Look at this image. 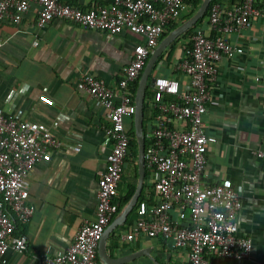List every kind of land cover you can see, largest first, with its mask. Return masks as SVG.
<instances>
[{
  "label": "built area",
  "instance_id": "1",
  "mask_svg": "<svg viewBox=\"0 0 264 264\" xmlns=\"http://www.w3.org/2000/svg\"><path fill=\"white\" fill-rule=\"evenodd\" d=\"M72 1L0 0V44L3 33L11 36L18 32L31 4L37 7V28L58 19L111 36L127 32L142 43L132 47L115 88L89 73L78 78L89 99L105 112L102 136L109 150L97 175L93 219H79L71 244L53 256L44 252L40 264H100L97 244L119 213L115 199L128 151L126 122L132 123L134 111L131 87L159 39L189 9V0H89L86 8L74 6ZM263 5L264 0H234L229 6L220 1L208 4L203 21L206 29L201 22L182 39L180 56L172 65L184 83L161 75L153 77L149 117L142 124L144 167L153 178L137 198L135 220L118 235L119 245L144 236L180 251L182 264L250 262L253 245L236 221L241 208L236 192L225 183L203 180L206 152L215 139L203 131L202 117L216 65L235 52L225 36L237 35L249 26L251 17L263 16ZM61 146L50 126L0 108V256L8 250L16 254L26 251V237L15 230L16 225L27 224L33 213L27 203L29 173L38 162L50 160ZM251 154L264 169V147Z\"/></svg>",
  "mask_w": 264,
  "mask_h": 264
},
{
  "label": "crops",
  "instance_id": "2",
  "mask_svg": "<svg viewBox=\"0 0 264 264\" xmlns=\"http://www.w3.org/2000/svg\"><path fill=\"white\" fill-rule=\"evenodd\" d=\"M220 2L234 4V0ZM72 4L86 8L90 1L73 0ZM262 8L264 11V5ZM36 10L31 4L17 33H3L0 108L50 126L63 146L52 153L50 160L31 168L27 203L33 213L27 224L16 225L15 230L26 237L28 247L21 254L6 251L0 256V264H40L44 252L53 256L71 244L79 219H93L97 175L104 168L109 143L102 136L105 112L89 99L78 78L89 73L115 88L132 47L142 43L141 38L127 32L111 36L58 19L37 28ZM201 27L206 29V23ZM225 39L235 52L216 65L214 82L209 85L202 123L203 131L215 142L206 152L203 180L225 183L236 192L241 203L236 221L253 245L248 264H264V169L251 154L264 147V14L251 17L247 28ZM181 45L182 39H177L171 49L166 47L148 77L161 75L184 83L172 66L180 56ZM149 100L150 95L144 99L143 94L145 119L149 117ZM135 172L133 160H125L117 188L119 198L132 187L134 190ZM152 178L149 174L143 191ZM122 225L106 238L107 256L123 257L148 249L150 259L138 257L124 264H182V253L170 250L159 239L139 236L119 245L117 237L126 230Z\"/></svg>",
  "mask_w": 264,
  "mask_h": 264
},
{
  "label": "water",
  "instance_id": "3",
  "mask_svg": "<svg viewBox=\"0 0 264 264\" xmlns=\"http://www.w3.org/2000/svg\"><path fill=\"white\" fill-rule=\"evenodd\" d=\"M210 1L211 0H201L195 13L189 19L179 24L176 28H174L172 31L167 33L165 37L162 38V40L153 49L152 53L150 54L149 58L147 59L140 73L134 94V103H133L134 111L132 115L133 136L136 142V176H137L136 184L130 199L128 200L124 208L121 210V212L116 216V219H114L111 223L107 225L97 244L96 255L100 264H124L138 257H147L150 259L148 249L139 250L130 253L128 255H125L123 257H114V258L109 257L107 256L105 250V241L108 234L113 229H115L118 226H121L124 223L128 213L134 207L142 188L143 178H144V160H143L144 141L142 135V105H143L144 89L146 86V82L148 80L149 73L153 65L157 61L158 57L165 50V48L168 47L178 36H180L185 31L190 29L193 25H195L196 22L203 16ZM152 81L153 78H150L148 82L150 86L152 85Z\"/></svg>",
  "mask_w": 264,
  "mask_h": 264
},
{
  "label": "trees",
  "instance_id": "4",
  "mask_svg": "<svg viewBox=\"0 0 264 264\" xmlns=\"http://www.w3.org/2000/svg\"><path fill=\"white\" fill-rule=\"evenodd\" d=\"M215 1H220V0H211L209 5ZM201 0H189L187 2V5L189 6V15H186L185 17H183V19H180L179 22L177 24H173L171 25L170 27H168V31H171L173 30L178 24H181L182 22L186 21L190 16L193 15V13L196 11V9L198 8L199 4H200ZM206 15H207V11H205L204 15L196 22L195 25H193L190 29H188L187 31H185L183 34H181L179 37H177L175 39L174 42H172L170 45H169V48L171 49L175 42L177 41V39H183L185 37H187L191 31L193 30L194 27L198 26L201 22H203L206 18ZM166 32V33H167ZM165 34L162 36L164 37ZM153 70V69H152ZM150 77H148L149 79ZM148 82V80H147ZM146 82V83H147ZM136 87V82L132 85L131 87V91H134ZM151 94V89H149L147 87V85L145 86V89H144V99ZM146 105L145 103L143 102V105H142V111H143V118H142V124L144 123V121L146 120L144 118V113L146 111ZM143 130V129H142ZM128 135H129V144H128V151H127V156H126V159H132L134 161V167L136 168V165H135V161H136V142H135V139H134V136H133V129H132V123L129 125V129H128ZM150 174V172L144 167V178H143V184H142V188H141V191H140V194L142 192V189L144 188V186H146V178L148 177V175ZM135 176H136V172H135ZM118 188V186H117ZM133 193V187L129 190V192L126 194V196H124L123 198H119L117 196V198L115 199V202L117 203L118 205V212L125 206V204L128 202V200L130 199L131 195ZM136 216H135V213H134V207L132 208V210L128 213L124 223H123V227L124 229L128 228V226H130L132 224V222L135 220Z\"/></svg>",
  "mask_w": 264,
  "mask_h": 264
},
{
  "label": "rangeland",
  "instance_id": "5",
  "mask_svg": "<svg viewBox=\"0 0 264 264\" xmlns=\"http://www.w3.org/2000/svg\"><path fill=\"white\" fill-rule=\"evenodd\" d=\"M189 11H190V9L186 8L185 11H184V14H183L182 17H181V19H183V17H185L186 15H189V14H190ZM194 13H195V12H194ZM194 13H193V14H194ZM203 15H204V14H203ZM190 17H191V16H190ZM190 17H189V18H190ZM189 18H188V19H189ZM184 22H185V21H184ZM176 27H177V26H176ZM150 78H152V77H150ZM128 132H129V131H128ZM127 160H129V159H127ZM133 162H134V161H133ZM135 165H136V161H135Z\"/></svg>",
  "mask_w": 264,
  "mask_h": 264
}]
</instances>
